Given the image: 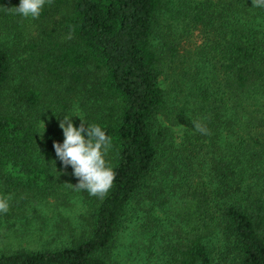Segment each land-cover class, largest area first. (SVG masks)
<instances>
[{
    "label": "trees",
    "instance_id": "16d2710c",
    "mask_svg": "<svg viewBox=\"0 0 264 264\" xmlns=\"http://www.w3.org/2000/svg\"><path fill=\"white\" fill-rule=\"evenodd\" d=\"M20 2L0 0L3 214L72 198L86 213L45 246L0 249V264H114L127 220L137 264H264V6L53 0L33 19L10 10ZM65 115L112 140L104 198L56 155Z\"/></svg>",
    "mask_w": 264,
    "mask_h": 264
},
{
    "label": "clouds",
    "instance_id": "9594fccd",
    "mask_svg": "<svg viewBox=\"0 0 264 264\" xmlns=\"http://www.w3.org/2000/svg\"><path fill=\"white\" fill-rule=\"evenodd\" d=\"M46 2L51 5L53 0H21L18 7H12L10 10L24 18L35 19L40 17ZM261 6H264V0H253V7ZM68 38H71V34ZM81 121L77 128L72 117L65 115L59 123L65 136L64 142H54L53 147L64 168L72 166L73 175L79 180L78 184L74 185L75 188L87 191L91 196L104 198L115 180V173L106 165L105 160L112 140L101 127L88 125L82 118ZM192 123L197 132L205 135L208 133L201 123ZM10 199V196L0 198V213L9 211Z\"/></svg>",
    "mask_w": 264,
    "mask_h": 264
},
{
    "label": "rangeland",
    "instance_id": "374dc122",
    "mask_svg": "<svg viewBox=\"0 0 264 264\" xmlns=\"http://www.w3.org/2000/svg\"><path fill=\"white\" fill-rule=\"evenodd\" d=\"M161 85L165 86V83L162 82ZM174 130L177 135H181L183 132L182 126H175ZM26 206L28 210L24 211L23 215L17 212H11L10 215L0 213V249L17 246H45L48 238H51L53 235L56 237L55 229H53L56 223L64 226H68L69 223L74 227L76 226L78 229L81 223H84L81 213H86V205L84 206L77 198H72V200L67 201L62 199H60V201H55L51 199L48 203L35 200L27 202ZM34 208H36L38 211L37 213L42 214L43 217H36L33 212ZM24 215H26L27 218H23ZM42 218L48 222V225L44 228L42 234H40L42 231H37L34 234V228L38 225L36 222L39 223V221H43L41 220ZM26 219H31L29 227L25 224ZM138 221L127 220L126 224H128L129 227L119 233L117 245L110 251L111 260H114V264H137L134 253L139 251L133 248L130 243L131 238L133 236L135 237L137 233ZM46 228H48V230L52 228L53 232L49 231L47 234ZM23 229H31L32 231L30 233L29 231L24 232ZM66 233L65 231V233H59V235L66 239ZM131 249H134V251H131Z\"/></svg>",
    "mask_w": 264,
    "mask_h": 264
}]
</instances>
